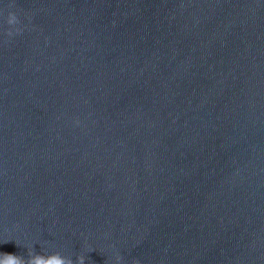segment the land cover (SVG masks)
<instances>
[{"label":"water","instance_id":"95a60500","mask_svg":"<svg viewBox=\"0 0 264 264\" xmlns=\"http://www.w3.org/2000/svg\"><path fill=\"white\" fill-rule=\"evenodd\" d=\"M28 250L264 264V0H0V253Z\"/></svg>","mask_w":264,"mask_h":264},{"label":"clouds","instance_id":"9594fccd","mask_svg":"<svg viewBox=\"0 0 264 264\" xmlns=\"http://www.w3.org/2000/svg\"><path fill=\"white\" fill-rule=\"evenodd\" d=\"M12 6L13 5H9V7ZM6 22L9 26H13L7 30V34L11 36L13 35L14 26L20 23L17 13L9 11L7 13ZM15 31L19 32L20 28L15 27ZM116 259L119 261L121 257L117 256ZM0 264H74V262L71 257L62 256L59 252L44 255L28 250L27 258L14 253H0ZM75 264H85V257L83 255L77 256ZM133 264H139V262L133 261Z\"/></svg>","mask_w":264,"mask_h":264}]
</instances>
